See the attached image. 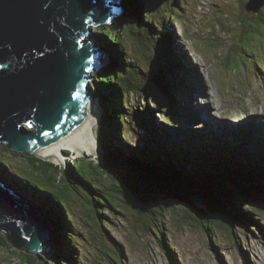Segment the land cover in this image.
<instances>
[{
    "label": "trees",
    "instance_id": "trees-1",
    "mask_svg": "<svg viewBox=\"0 0 264 264\" xmlns=\"http://www.w3.org/2000/svg\"><path fill=\"white\" fill-rule=\"evenodd\" d=\"M154 1L158 3L153 4ZM149 4L159 13L148 12ZM177 4L178 0H128V13L122 19L95 30L99 47L110 55L111 60L92 81L104 108L98 128L99 164L83 160L82 165L69 163L68 168H60L35 157L33 169L28 173L34 175L33 178L18 176L7 165L0 164V173L9 182V188L25 198L30 206L35 204L33 208L47 220L52 232V242L49 243L52 257L49 258L54 264H83L77 246L82 242L72 227L77 218L75 214L74 217L70 215V205L65 203L68 199L66 193L58 189L69 175L81 181L80 186L90 196L98 197L101 206L108 207L113 214L112 200L118 196L123 203L130 204L123 197L122 188H131V192L135 189L142 191L143 195L131 200L137 205L135 208L144 219V226L158 231L155 235L166 249L169 247L164 231L169 225L167 213L172 214L174 208L183 207L194 215L190 209L197 208V201L203 208L198 209L199 218L193 217L199 220L210 238L213 235L210 227L225 229L230 238L233 235L235 238L234 229L239 225L251 227L255 224L257 230L261 229L260 219L256 216L258 210L264 208V142H257L256 146L245 150L242 133H238L233 145L228 146L235 154L215 158L206 146L203 149L195 134L175 130L169 123H159L156 117L159 114L160 118H165L167 112L178 111L176 100L167 95L174 93L175 85L181 82L178 52L168 46L174 37L168 31V24L172 23L168 20L176 19L173 13H165L169 5L178 7ZM261 14H264V7ZM250 29L258 28L250 24ZM143 60L145 67L141 65ZM184 81H189V77ZM160 86L167 94L158 93ZM138 94L143 95L144 102L151 97L160 106L151 109L147 104L139 110L130 101L131 96ZM177 98L189 105L186 96L178 95ZM170 102L173 107L168 108L166 104ZM187 111L189 114L190 108ZM218 137L226 140L224 136L212 133L210 137L205 136L210 138L211 145ZM138 141L141 145L134 144ZM8 151L18 158L16 155L19 154ZM65 185V190H70V186ZM160 189L165 192L163 195L154 191ZM74 191L80 189L75 186ZM148 201L153 203L152 206L147 204ZM157 211L162 217L161 229L158 228L159 219L155 218ZM101 214L98 213V220ZM100 226L102 228L101 223ZM117 246L123 258L122 245ZM41 259L47 264L46 258ZM121 263L124 262L121 260Z\"/></svg>",
    "mask_w": 264,
    "mask_h": 264
},
{
    "label": "rangeland",
    "instance_id": "rangeland-1",
    "mask_svg": "<svg viewBox=\"0 0 264 264\" xmlns=\"http://www.w3.org/2000/svg\"><path fill=\"white\" fill-rule=\"evenodd\" d=\"M263 3L264 0H178V7L169 5L165 12L168 15L173 13L176 19L168 20L172 22L168 24V31L174 36L168 46L175 53L178 51L181 82L175 85L174 93H168L176 100L178 111L167 112L165 118H160L159 114L156 117L159 123H169L175 130L188 135L195 134L203 149L206 146L215 158L235 154L228 146L233 145L238 133H242L245 150L256 146L260 139L256 129L258 126L250 133L248 130L257 122L262 126L260 131L264 137V14L254 12V8ZM150 11L159 13L151 6ZM250 24L256 25L258 29L251 30ZM141 65L145 67L146 62L143 60ZM185 77H189V82L184 81ZM178 95L186 96L189 105L180 102ZM130 101L139 110L147 104H150L151 109L160 106L151 97L144 102L142 94L131 96ZM166 106L171 108L173 103H167ZM188 108L189 114L186 111ZM90 115L92 118L83 126L85 131L81 129L75 134L84 144L85 134L88 137V147L85 146L83 153L80 156L77 154L75 158L67 150L69 156L62 154L61 161H51L61 164L59 166L63 168H68L69 163L82 165L83 160L99 164L100 150L99 144L96 145L98 109ZM210 133L224 136L226 140L218 137L211 145L210 138H205L210 137ZM134 144L141 145L139 141ZM16 156L18 158L8 151L7 146H0V164L7 165L18 176H28L36 158L21 154ZM0 176L3 177L1 173ZM73 176L69 175V180L65 179L58 189L66 193L68 199H65V203L70 205V215L74 217L75 214L77 218L72 227L82 242L77 246L83 264H173L169 252L155 235L158 231L148 230L144 226V219L131 200L143 195L142 191L135 189L131 192V188H122L123 197L130 204L123 203L118 196L112 200L113 214L108 207L101 206L98 197L90 196L80 186L82 182L76 181ZM29 177L33 178L34 175L30 174ZM7 184L9 187L8 181ZM65 184L70 186L68 192ZM75 186L80 189L79 192L74 191ZM105 210L107 213L102 212ZM260 210L256 216L260 219V230L256 229L255 224L251 227L239 225L234 229L235 238L234 235L230 238L225 229L210 227L213 233L210 238L211 235L202 228L199 220L194 219L195 215L183 207H176L172 214L167 213L169 225L164 229L165 238L171 251L177 253L180 264H264V208ZM98 213H102L100 220L97 218ZM155 218L159 219L157 223L161 229L162 217L158 211ZM152 227L156 228L154 224ZM116 243L124 248L123 258ZM245 253H248L247 261L243 257ZM50 255L51 251L42 255L28 253L14 245L0 231V264H44L45 259L42 257L47 259V264H54Z\"/></svg>",
    "mask_w": 264,
    "mask_h": 264
},
{
    "label": "water",
    "instance_id": "water-1",
    "mask_svg": "<svg viewBox=\"0 0 264 264\" xmlns=\"http://www.w3.org/2000/svg\"><path fill=\"white\" fill-rule=\"evenodd\" d=\"M127 2L0 0V146L39 158L82 128L95 104L99 128L104 108L92 81L109 62L95 30L122 19L128 13ZM263 7L264 3L256 6L254 12L260 13ZM158 93L167 91L160 86ZM197 203V208L188 209L199 218L198 209L203 206ZM0 231L28 253L51 250L52 232L41 212L9 188L1 176Z\"/></svg>",
    "mask_w": 264,
    "mask_h": 264
},
{
    "label": "bare ground",
    "instance_id": "bare-ground-1",
    "mask_svg": "<svg viewBox=\"0 0 264 264\" xmlns=\"http://www.w3.org/2000/svg\"><path fill=\"white\" fill-rule=\"evenodd\" d=\"M251 6V5H250ZM115 55V54H114ZM107 56H108V62H109V60H110V55H108L107 54ZM186 75V74H185ZM189 82V81H188ZM186 83V82H185ZM180 86V85H179ZM189 91V90H188ZM191 92V91H190ZM188 93V92H187ZM234 105V104H233ZM239 106V105H238ZM97 107V105L95 104V106H94V108H93V110H97L98 108H96ZM241 108V107H240ZM163 111V110H162ZM187 111V110H186ZM94 114V113H93ZM235 114H236V112H235ZM191 115V114H190ZM189 116V115H188ZM92 118V116L90 115V118L89 119H91ZM192 119V118H191ZM196 122V121H195ZM179 123V122H178ZM90 124V122L88 123V125ZM254 124V123H253ZM86 126V125H85ZM258 126V127H257ZM91 127V126H90ZM251 127H252V129H249L248 130V132L250 133V132H252V130H253V128H256V129H258V132H257V135L259 136L258 138H260L259 140H258V142H261V144H262V141L264 142V137H263V132H261L260 131V127H262L258 122H257V124L256 125H251ZM81 129H84V127H82V128H80L79 130H81ZM95 129H96V127H95ZM264 129V128H263ZM78 130V131H79ZM77 131V132H78ZM84 131H85V129H84ZM240 131H242L243 132V129L240 127ZM77 132H75L71 137H69V138H67V139H65V140H63V141H61V142H59L58 144H56V145H54L53 147H51L50 149H48L47 151H45L44 153H42V154H40V155H38L39 157H44V159H46V160H55V161H61L60 159L62 158V154L63 155H66V152H65V150H70V152H72L73 153V155L75 156V158H77V156H80V154H82L83 153V151H84V149H85V146H87L88 147V137H87V135L85 134V136H86V143L84 144V142L81 140V139H78V138H76L75 137V134L77 133ZM165 135V134H164ZM98 141V140H97ZM94 144V143H93ZM96 145H98V143H96ZM69 147H71V148H73L74 150H75V152H73V150L71 149V148H69ZM262 147H264L263 145H262ZM87 150V149H86ZM93 154H96L95 152H92ZM78 154V155H77ZM70 155V154H69ZM77 155V156H76ZM68 156V155H67ZM3 178V180L4 181H6V178L5 177H2ZM257 182H259V181H257ZM262 183H264V179L262 180ZM52 214V213H51ZM228 218V217H227ZM219 229H221V228H219ZM122 242V241H121ZM123 244V243H122ZM124 249V248H123ZM170 250V253H169V255H171L170 257H171V261H172V263L173 264H180V261H179V258H178V256H177V253L174 251L173 252V250L171 251V249H170V246L169 247H167V251L169 252V250ZM247 254L248 253H245V258L248 260V258H247Z\"/></svg>",
    "mask_w": 264,
    "mask_h": 264
},
{
    "label": "clouds",
    "instance_id": "clouds-1",
    "mask_svg": "<svg viewBox=\"0 0 264 264\" xmlns=\"http://www.w3.org/2000/svg\"><path fill=\"white\" fill-rule=\"evenodd\" d=\"M177 52H178V51H177ZM24 199H25V198H24ZM45 220H46V219H45ZM207 234H209V233L207 232ZM212 244H213V243H212ZM50 247H51V246H50ZM51 250H52V249H51ZM51 250H50V251H51ZM46 254H47V253H46ZM34 255H35V254H34ZM36 255H38V254H36ZM39 255H42V254H39ZM48 255H49V254H48Z\"/></svg>",
    "mask_w": 264,
    "mask_h": 264
}]
</instances>
